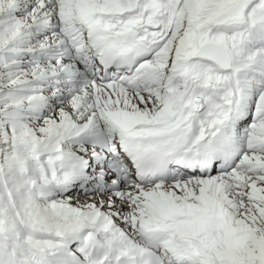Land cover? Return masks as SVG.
Wrapping results in <instances>:
<instances>
[{
	"label": "snow or ice",
	"instance_id": "6c2138e0",
	"mask_svg": "<svg viewBox=\"0 0 264 264\" xmlns=\"http://www.w3.org/2000/svg\"><path fill=\"white\" fill-rule=\"evenodd\" d=\"M0 264H264V0H0Z\"/></svg>",
	"mask_w": 264,
	"mask_h": 264
}]
</instances>
